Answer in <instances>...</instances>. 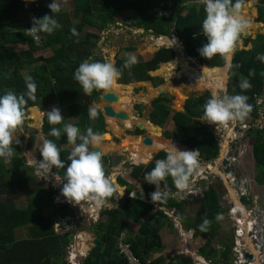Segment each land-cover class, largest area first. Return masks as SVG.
<instances>
[{"label": "trees", "instance_id": "trees-1", "mask_svg": "<svg viewBox=\"0 0 264 264\" xmlns=\"http://www.w3.org/2000/svg\"><path fill=\"white\" fill-rule=\"evenodd\" d=\"M69 1V0H60ZM75 4L74 19L80 24L75 27L68 15L63 13L62 7L58 13H54V18L61 27L54 30L52 34L39 33L41 44L37 45L32 36L27 34L29 26L24 21L28 17L24 11V0H0V96L6 90L13 91L16 95L27 92V72L28 78L37 85L36 100H27L25 105V119L28 111L39 108L41 113H47L54 107L64 109L69 116L61 124L50 125L47 115L42 128L45 139L56 143L61 153V159L65 163V168L52 169V174L57 172L61 178L65 175V170L70 164L67 157L71 150L67 143V136L63 132L65 124H72L80 130V134H86V130L91 127L94 133L107 134L106 122L101 111L97 110V117L91 119L88 115L89 107H93L99 100L103 91H96L90 95L83 93L81 85L74 79V73L79 65L88 60L89 62H104L102 58H93L94 50L98 47L100 37L87 33L84 38L73 36L71 29L75 28L78 35L86 28L94 29L100 33L107 31L116 23V19L125 16L126 13L135 12L137 20L133 28L143 31L144 34L171 37L173 35L179 39L183 47L186 48V56L192 59L202 68H214L221 71L225 65L222 57L214 56L208 60L202 57L199 49L207 43V38L202 34V21L205 18L204 4H198L196 0H72ZM246 0H242V4ZM236 0H233L235 3ZM39 4V10L35 12V18H43L45 15H53L48 5L49 0H32V4ZM169 14V16L166 15ZM264 24V8H259V17L256 20ZM195 37V38H194ZM252 43L250 51H239L234 55L230 69V80L227 95L234 96L242 94L248 97V104L251 105L249 117L254 120L260 118L257 100L264 101V35H258L255 39L246 37L244 46ZM16 48L19 49L17 52ZM52 51L49 58H37L36 55L46 51ZM159 50V49H158ZM147 62L134 64L130 69L124 67L125 61H117L115 67L121 71L120 85L117 87H130L137 83H150L153 88H159L165 82L163 79L155 78L151 74L157 72L160 66L172 63L176 58V51L172 48H162ZM177 61V60H176ZM174 62L168 68L178 67L179 63ZM162 69V68H161ZM254 73V75H250ZM242 79H247L251 87L241 90L239 87ZM211 96L205 95L197 99L187 101L184 109L185 113H177L171 109L170 99L160 97L152 103V111L149 122L163 129L171 120L173 127L180 131L182 140L178 143L186 150L197 151L198 158L205 163H211L220 153V146L213 133L206 130L201 124L203 106ZM27 99V97H26ZM54 106V107H53ZM142 106H136V111L140 114ZM31 111V110H30ZM116 135L120 128L112 125ZM149 126V125H148ZM53 127L61 130V137H51L49 132ZM152 130H157L152 128ZM25 130V133L23 131ZM159 130V129H158ZM30 130L21 127L14 134H19L17 144H11L13 156L10 163H4V158H0V264H65L64 256L66 248L73 243L74 232H57L55 228L56 219L74 217V211L69 205H61L53 215H45L42 211L44 206L53 202L56 195L54 191H47L41 188L39 181H36L25 171L29 170L20 157L24 151L26 135ZM161 130L157 131L161 137ZM38 133L33 131V134ZM31 134L28 140V151H32L35 145L34 135ZM143 132L136 130L134 136H140ZM248 137L253 139L252 155L255 168L258 170L257 182L264 185V129H253ZM166 140H172L170 134L165 133ZM81 141L77 139V143ZM169 145H172L168 142ZM184 148V149H185ZM90 150L92 147L90 146ZM125 153V152H123ZM166 153H159L147 166H130V178L139 183L147 193L156 190L155 185L146 183L145 174L150 172L155 162L165 159ZM104 167L108 170L113 167L112 156L102 157ZM112 165V166H111ZM24 170V171H23ZM32 170V169H30ZM194 174V171H193ZM190 178L192 181L193 178ZM22 175V176H21ZM113 181V180H112ZM115 182V181H114ZM118 185L129 189V184L118 179ZM167 186L168 197L164 201L163 207L172 211L185 214L183 217L187 229H195L197 234L204 237L216 231L220 233L217 217H222L226 211L220 207L218 195L213 190L192 192L187 194L181 202L170 198L177 192L173 179L169 176L161 182V188ZM118 188L120 194L123 189ZM131 193V192H130ZM116 192L107 203H115ZM18 200L27 203V207L18 206ZM40 200V201H39ZM119 210L101 211L100 216L106 217L104 222L90 225L89 231L93 233L99 245L94 247L82 264H128L118 251V239L127 228L130 221L138 226L139 236L135 240L128 239L132 250L144 263L148 262L151 254L163 251L162 238L159 234V226H156L160 218L167 219L165 213L156 210L153 214V206L129 198L126 195ZM197 207L194 218L189 217V208ZM207 217L210 222L216 223L213 230H200L203 219ZM28 228L27 239L19 240L17 231L20 228ZM211 235V236H216ZM203 257H209V253L202 251ZM225 257L227 254L224 255ZM187 260V261H186ZM185 264H193V260L187 258ZM150 264H160L150 261Z\"/></svg>", "mask_w": 264, "mask_h": 264}, {"label": "rangeland", "instance_id": "rangeland-1", "mask_svg": "<svg viewBox=\"0 0 264 264\" xmlns=\"http://www.w3.org/2000/svg\"><path fill=\"white\" fill-rule=\"evenodd\" d=\"M53 0H49V3H52ZM196 2L198 4H200V0H196ZM57 3L60 5V7H62L63 12L66 13L68 15V19L72 22L73 21V25L75 27H77V25L80 24L79 21H75L74 16H73V7H74V3L73 1L70 2H63L60 0H57ZM242 5H245V7H241L240 8V15L249 22L250 27L248 29H246L244 32H249L251 35L249 37L251 38H255V36L257 37L258 35H264V27H257L255 25V22H257V18L259 17V8H264V0H246ZM258 10V11H257ZM167 16H169L168 13H166ZM120 23V27H116L114 26V28H110L107 31L110 32H104V33H98L95 32L93 29H88L86 28L84 30V32L81 35V38L85 37V34H87L88 32H92L93 34L96 33L98 34L99 37H104L105 39H101V41L98 44V47L94 50V56L93 58H102L105 62H112L114 65L116 64L117 61H125L127 59V54H134L136 57V63L135 64H139V63H143V62H147L151 59V57L157 52L158 49H160V47H162V44H160L161 46H159V44L157 43V40H155L153 38V36L151 34L146 35L144 34L143 31H137L135 28H133V24L134 22L137 20V14L135 12H129L126 13L125 16L120 17L119 19H117ZM75 21V22H74ZM26 23V20L24 21V24ZM255 26L254 29H252ZM261 32L259 34H257V32ZM244 32L241 33L239 40L237 42L236 45V51H241L243 50V46H244ZM160 43V42H159ZM164 43V42H163ZM158 44V45H157ZM253 44L250 43L248 45V47H252ZM182 44L180 45L179 48H175L176 51V57H177V61L179 63V66L176 67V69L174 70V68L172 67V70L170 68H165V66L168 65H162L160 67V69L156 72V74L152 75L155 78H160L164 80V84L162 86H160L159 88H153L151 86V84L147 83L146 85H142L141 83H137V84H132L129 85L130 89L133 90L132 92V97L134 98V102L133 105L128 107L126 109V113H130L133 114V116L139 120L141 126L144 127V131L143 134L140 135V139L142 141V138L145 137H150V135L155 136L156 138L160 139V140H166L164 138V134H170V136L173 138L171 140H168L172 145H177L179 142L181 141L182 138V134L180 131L176 130L173 125L171 120L165 125V127L162 129L161 132V137L159 135H155L153 132H148L146 128H149L148 125H150L149 123V116L150 113L152 111V102H153V97L155 96V92H150V90H156V89H165L166 93L164 95V97H167L170 99L171 102V109L175 112L178 111L180 112V109L182 107H184V103L187 101V99H197L198 97L201 96H205V94H208L207 92L208 87L206 84V80L203 79V82H199L200 83V90H197L196 84L197 80L195 78V75L193 74V71H196V73L199 76H204L206 75V71H203L204 69H202V67H199L198 65H196L194 62H192L191 60L188 59V57L184 54L183 50H182ZM17 52H19V49L16 48ZM53 53L50 50H46L43 51L39 54L36 55L37 58L42 57V58H49L52 57ZM176 61V62H177ZM195 64V65H194ZM164 67V68H162ZM162 68V69H161ZM185 68H189L190 71H185ZM222 69L219 72H214V73H209V80L208 83H210L211 86L214 85V83H212V81L215 78H223V74L225 76L226 79V83L224 85V90H223V94L226 93V89H227V93H228V88L230 83H228L227 80V72H224V67L220 68ZM25 76L28 79V75L27 72H25ZM201 79V78H200ZM216 80V79H215ZM214 80V81H215ZM121 81L118 80L117 81V85H120ZM121 86V85H120ZM148 86V87H147ZM115 87V86H114ZM113 87V89H114ZM127 87V86H124ZM122 88V87H115L117 89H126V88ZM205 87V90L204 88ZM128 88V87H127ZM215 90V92H217L218 94L221 93L219 86L213 87ZM211 92V91H210ZM102 95V94H101ZM86 98V95H85ZM179 98H183L182 101L179 100ZM136 99V100H135ZM147 100V101H146ZM118 104H114V108L118 107ZM106 106L105 103L99 98V100L94 104V106L92 108H95L96 111H102L103 107ZM136 106H142L143 110L142 112L139 114L136 111ZM257 107L259 109V113H261L262 115H264V106H263V100L259 99L257 100ZM61 111V114L63 116H69V114L64 110V109H59ZM125 110H123L122 112H124ZM49 112V111H48ZM46 115V113H44ZM44 114H40L36 109H33L31 111H28V116L26 119H24V123L21 127H27L30 131L27 133L26 135V142L24 145V151L20 154V157L22 158L23 162L26 164V160L28 159H34V160H42V156L40 155V149L42 148L43 145V141L41 138H44V136L41 135V121L43 118H45ZM41 115V116H40ZM41 118V119H40ZM30 119H33L32 121ZM109 121H114L116 123V125L122 130V133L119 135H116L115 133V129L112 126V124ZM36 122V123H35ZM38 122V123H37ZM107 123V128H106V135L110 136V139H104L101 142V147H109L111 150L110 152H106L107 154H105L106 156H112V164L113 167L111 169H109V174L107 176H109L113 181H117L118 182V178H121L122 180L126 181L129 184V190L131 191L132 189L135 190L137 188H141L139 183H135L131 178H130V164H135V165H139V163L137 164L136 161L129 160L128 154L126 151L124 150V143H122V141L126 142L128 139H130L129 137H131L130 135H133L134 132L137 130V124L135 126H133L132 129L130 130H126L124 129L125 124L123 122H118L117 120L114 119H107L106 121ZM29 125V126H27ZM258 128L260 129L262 127H264V119L261 118L260 119V123L258 124ZM151 129V128H150ZM33 131H37L38 133L33 134ZM23 133H25V130L23 131ZM33 134L34 138H35V145L32 151H28V140H29V136ZM84 135V134H83ZM134 136V135H133ZM106 137V136H105ZM20 138L19 134H14L13 138H12V144H17L18 140ZM152 138V137H151ZM167 141V140H166ZM165 141V142H166ZM168 143V142H167ZM252 144H253V139L251 137H249L247 140H243L242 144L240 146V151L238 154V162L239 164L242 166V170L245 174H247L250 178H255L258 176V170L255 168V162H254V158L252 155ZM171 145V146H172ZM114 146L113 149H111V147ZM69 147V148H68ZM66 148L71 149L74 146L70 145ZM120 148V149H119ZM123 148V149H122ZM181 148V147H179ZM184 151H188L184 148H181ZM224 149V148H223ZM228 146H227V150H228ZM118 150V151H117ZM125 152V153H123ZM163 150L159 149V151H155L154 153L148 154L145 158V160H143L144 162L146 160H150L148 158L149 155H152V160L149 161L146 165H149L153 160L154 157L157 156L159 153H162ZM165 153H167L166 151H164ZM227 151H223L221 150V155L219 157L218 161H221L225 155H226ZM225 153V154H224ZM14 154V153H13ZM144 166V164H142ZM141 165V166H142ZM210 164H205V162H203L202 160H200L197 156V163L194 166V168H196L194 170V174H193V178L195 177L196 174H198L199 172H206L208 171V167ZM112 166V165H111ZM26 167L28 168L29 166L26 165ZM32 170H27L25 171L26 173L28 172L30 174V176L32 178H34L36 181H39V184H41V188L43 190H47V191H54L56 192V195H59V183H57L55 181L54 178L49 177L47 178V180L43 179V177L37 176L35 174V168L34 167H29ZM108 170V167L105 166L104 167V171ZM213 170L215 172H218L216 168L213 167ZM24 171V170H23ZM204 174L202 179L207 180V182H212L215 178L208 176L207 174ZM220 173V172H219ZM22 176V175H21ZM192 178V179H193ZM45 180V182H44ZM112 181V182H113ZM191 182V181H190ZM207 182H200V185L203 188H205V183ZM133 185V186H131ZM191 188L188 187V191ZM184 190V189H183ZM118 191V190H117ZM195 191V188H194ZM119 192V191H118ZM141 191H135L132 192L130 195L136 199V194L140 193ZM153 193V192H152ZM149 193L147 195V199H145V202L150 204L151 206H153V211H151L150 214H153L156 210H164L163 207V203L161 202H157L154 203L152 201L151 198V194ZM252 193H255V195H260L263 199L264 202V186L263 187H256L254 186ZM120 197H122L124 199V191L122 194H120V192L118 193ZM128 194V193H127ZM232 200L236 201L237 197H236V193L234 191H230ZM56 195L54 198H56ZM181 195V194H180ZM187 194L186 193H182L181 196H177L175 195L174 197L177 199L176 201H178L180 198H186ZM63 195L60 194L59 195V199L62 198ZM144 197V196H143ZM67 199V198H66ZM40 201V200H39ZM83 205H87V210L88 212H90L91 208L93 205L87 201H83L82 202ZM27 203H23L22 200L19 201L18 200V206L21 208H25L27 206ZM60 206V203H59ZM56 203L52 202L49 203L48 205L44 206V210L42 211L45 215H53L54 212L57 210V208L59 207ZM117 205L114 206H103V207H99L96 208L93 206V210L90 212V214H88L87 212L83 214V221L81 224L76 225L73 222H70L71 220H69V222L67 223V225L64 227H60V225L62 224L61 219H56L55 216H53V220L56 222L55 223V228L56 231H62L65 230L64 232H74L76 231L73 237V244H75L76 246L79 244V248H81L83 245H85L87 247V241H90L92 238V233H89V227L90 225L96 224L98 222H103L106 220V217L101 214V211H105V210H118ZM77 214H81L79 211V208L75 209ZM196 210L197 207H190L189 208V217L190 218H194L195 214H196ZM185 214H181L179 213L178 216L179 218L182 220L183 216ZM75 217V216H74ZM227 219V225L225 227H222V225L220 226V233L217 235V237H215L214 240L209 239L208 243L209 245L213 248V250L217 253H213L212 257L210 259H207L208 263L210 264H220V262H223L220 259V254L222 253L224 246L225 245H229L230 248L232 247V232L230 230L231 225H228V218L227 215L223 216ZM176 219V218H175ZM159 222L162 223V229H160V235L162 237V240L165 243V256L170 260L171 258L175 257L176 255H180V252L182 250L185 249L187 242H189L188 246H187V250L189 252H195V251H199V249L201 248V245L204 246L205 243H201L199 245L196 244L195 240L196 237L193 236V238H188L189 235H192L191 233H186L188 235L182 236V233L179 232V230H181L178 227V230L175 227V223L173 225V223L171 222H164L163 218L159 219ZM175 222V221H174ZM216 223L214 222H210L209 225L207 227H211L213 228V230L216 228L215 226ZM167 225V229H163V226ZM160 226V225H159ZM126 231L124 232L126 235V238H132L135 235L138 234L137 230H138V226L130 221L127 222V226H126ZM200 227V226H199ZM228 228V230H227ZM210 229V228H207ZM187 230V227H186ZM24 231H27L28 233V228L27 227H23L18 229L17 231V236L18 239H21L22 237L25 236L26 233H24ZM63 232V231H62ZM204 232V231H203ZM205 232H207L205 230ZM175 238L178 237L179 238V242H169L172 241L171 239L174 237ZM177 235V236H176ZM211 235H216V231H212ZM28 236V234H27ZM82 239L83 243L80 242V238ZM212 238L214 236H211ZM170 238V240L168 241V239ZM96 240V239H95ZM181 242L183 244H185V246L182 244L181 246ZM224 242V244L222 243ZM87 251H88V247H87ZM86 251V252H87ZM85 252V253H86ZM171 255L173 257H171ZM162 256H163V252H162ZM183 257H178L179 260H181ZM151 260V259H150ZM233 259L231 261L230 264H232ZM202 264H204V262H202Z\"/></svg>", "mask_w": 264, "mask_h": 264}, {"label": "clouds", "instance_id": "clouds-1", "mask_svg": "<svg viewBox=\"0 0 264 264\" xmlns=\"http://www.w3.org/2000/svg\"><path fill=\"white\" fill-rule=\"evenodd\" d=\"M200 2L205 6V18L202 21L201 30L207 38V43L199 49V53L208 60L217 55L222 57L225 62L224 72H227L233 67L231 63L233 53L241 33L250 27L249 22L240 15L242 0H236L235 3H233V0H200ZM48 7L53 15L33 18L32 27L26 30L36 41L40 39L39 33L50 35L54 30L61 27L54 18V13L60 11L57 0H53ZM71 32L73 36H78L75 28L71 29ZM260 59L264 60V56H261ZM136 62L134 54H127L124 67L130 69ZM121 75V71L112 62H89L85 60L75 71L74 79L81 85L83 93L87 96L93 90L108 92L116 85ZM250 75H254V73H250ZM26 87L27 92L19 96L11 90H6L5 94L0 96V158H4L6 164L11 162L13 156V149L11 148L13 135L24 123L27 100H36L37 85L32 82L31 78H28ZM239 87L241 90H247L251 87V84L247 79H242ZM247 101L248 97L242 94L227 95V89L223 96L213 91L211 97L203 106L202 126L204 127L203 121L212 125L225 126L229 122L243 121L249 117L248 115L252 110ZM46 115L50 125H58L64 121L58 108L54 107ZM88 115L91 119H95L98 113L95 108L89 107ZM63 132L67 136V143L74 147L67 157L70 164L65 170L64 177L61 178L58 172L54 175L57 183L67 181L63 184V189L58 190V193H62L72 204L87 201L97 208L105 206L109 198L117 191V186L105 174L102 154L96 150L105 139V134L94 133L93 129L89 127L86 134L82 135L78 127L70 123L64 125ZM48 135L60 138L61 130L53 127ZM214 137L216 139L215 135ZM77 139L81 142L77 143ZM90 146L92 150H90ZM40 155L42 160L37 161L27 158L25 164L34 167L37 176L47 179L49 174H52L53 168H65L60 150L52 140H43ZM197 156L198 150L180 151L173 145L167 151L165 159L155 162L154 168L145 174L146 183L156 187V190L151 194L154 203H163L168 197L167 186L164 185L162 190L161 182L169 176L173 179L177 189L183 190L189 187L190 178L197 163ZM147 162L145 161V163ZM144 166L147 165L144 164ZM69 206L72 208V205ZM72 209L76 211L74 208ZM86 210L85 213L90 214L91 211ZM219 218L218 216L217 219ZM209 223L210 221L205 217L200 225V230L205 231Z\"/></svg>", "mask_w": 264, "mask_h": 264}, {"label": "built area", "instance_id": "built-area-1", "mask_svg": "<svg viewBox=\"0 0 264 264\" xmlns=\"http://www.w3.org/2000/svg\"><path fill=\"white\" fill-rule=\"evenodd\" d=\"M39 7L40 6L38 3H34L33 5L32 0H24V11L25 15L28 17V21L26 23L27 26H29V29L32 27V21L33 18H35V12L39 10ZM35 42L37 45H40L41 39L38 41L35 40ZM259 114L260 118L258 120L247 117L243 121H236L235 123L229 122L227 126L212 125L206 121H203L204 126H206L208 130L212 131L216 136V139L220 145V149L224 150V145L228 146L229 149L226 150V155L221 161L206 163L210 164L207 173L199 172L196 174L192 181L189 182V187L191 189L188 191L187 188L182 190V192L189 194L192 192L204 191L202 190L200 182H207V180L202 179L205 173L213 178H218V176L225 180L232 178L231 175L226 174L225 172L228 168H230V166L240 165L238 162L240 146L243 140H247L249 138L248 136L251 131L259 127L258 124L260 123V119H264V115L261 113ZM260 129H264V127ZM225 162H228V164L225 165ZM213 167L216 168L218 172H215ZM66 182L67 181H63L59 183L58 188L63 189V184ZM251 186L252 184L249 180H242L241 182L237 183L236 197L238 204L232 202L233 200L229 191L224 193V196L222 197L221 207L224 211H226V215L233 220L231 225L235 228L233 236L232 264H264V207L260 206V198L252 193ZM60 194L62 193H59V195ZM59 195H56V198H54V203H56L58 206L59 203L60 205H72V208L74 209L79 208L81 213L80 215L76 213L75 217L72 218L61 219L62 224L60 227H65L69 220H71L70 222H73L76 225L81 224L83 221L81 218L84 217L83 214L85 213L83 206H80L79 202H74V204H72V202H70L64 196L59 199ZM117 197L119 202L122 201V197L118 195ZM130 197L132 196L130 195ZM225 205H228L230 208L225 209ZM90 208L93 209L92 207ZM62 231L64 232L65 230ZM79 240L83 243L81 238ZM117 248L120 255L124 257L128 264L151 263L150 261L144 263L139 257L135 255L131 244L125 240V236L123 234L118 239ZM88 254V252L82 253L79 247L72 243L66 248V255L64 256L65 264H82L83 260L88 256ZM194 264L202 263L196 262Z\"/></svg>", "mask_w": 264, "mask_h": 264}, {"label": "crops", "instance_id": "crops-1", "mask_svg": "<svg viewBox=\"0 0 264 264\" xmlns=\"http://www.w3.org/2000/svg\"><path fill=\"white\" fill-rule=\"evenodd\" d=\"M70 1H72V0H69V1H66V2H70ZM64 2V1H63ZM74 8H75V4H74V7H73V16H74ZM64 13V12H63ZM66 14V13H65ZM119 19V18H118ZM73 22V21H72ZM75 22V21H74ZM117 25H118V27H120V23H119V21L116 19V23L113 25V26H111L110 28H114V26H116L117 27ZM109 28V29H110ZM108 29V30H109ZM94 30V29H93ZM95 32H98V31H96V30H94ZM106 32V31H105ZM107 32H110V31H107ZM88 33H92V32H88ZM98 33H100V32H98ZM102 33H104V32H102ZM259 33H261V32H257V34H259ZM95 35H97L98 36V34H96V33H94ZM78 36H80L81 37V34H79ZM255 38H256V36H255ZM254 38V39H255ZM101 39H105L104 37H100V41H101ZM253 39V38H252ZM99 41V42H100ZM99 42H98V44H99ZM158 42V41H157ZM244 42V41H243ZM158 45V44H157ZM252 47H250L249 49H251ZM105 62V61H104ZM107 62V61H106ZM116 65V64H115ZM199 66V65H198ZM161 67V66H160ZM162 68H164V67H162ZM166 68V67H165ZM168 68V67H167ZM176 68V67H175ZM203 69V68H202ZM207 69V68H206ZM172 70V69H171ZM186 70H184V72H185ZM214 72H217L216 70H214ZM214 72H207L206 73V75H204V76H199V75H197L196 73H194V75H195V78H196V80H197V83L198 84H196V87H197V90H200V83L199 82H202L203 84H204V82H203V79H205L206 80V84H207V87H208V90L209 91H211V92H213L215 89L213 88V87H215V85H218L219 86V88H220V91H221V93H220V95L222 96V94H223V90H224V85H225V83H226V79H225V76H224V74H223V78H220V79H218V78H215L213 81H212V83H214V85L213 86H211L210 84H208V80H209V76H208V74L209 73H214ZM199 74V73H198ZM152 75V74H151ZM201 78V79H200ZM150 84V83H149ZM121 86H123V85H121ZM151 86H152V84H151ZM198 86H200V87H198ZM115 87H117L116 85H115ZM148 87V86H147ZM153 87V86H152ZM123 88V87H122ZM124 88H126L127 89V87H124ZM129 88V87H128ZM204 88V90H205V87H203ZM133 91V90H132ZM155 92V90H150V92ZM103 93H104V91H103ZM102 93V94H103ZM121 99V98H120ZM122 100V99H121ZM126 100H129V99H125L124 100V102L126 101ZM179 100L180 101H182L183 100V98H179ZM123 101V100H122ZM126 104V103H125ZM54 107V106H53ZM56 108V107H55ZM33 109H36L41 115H42V113H41V111H40V109L39 108H33ZM30 111V110H29ZM125 113L127 112L126 110L124 111ZM127 115H128V117L130 118V119H133L134 121H136L137 123H140L141 124V121L139 122V120L138 119H136L134 116H133V114H130V113H126ZM40 115V116H41ZM62 115V114H61ZM43 116V115H42ZM62 117H63V119H66L67 118V116H63L62 115ZM41 119V118H40ZM44 119L45 118H43L42 119V121H41V125H42V127H41V135L43 136V134H42V128H43V123H44ZM31 121L33 120V119H30ZM34 121V120H33ZM106 122V121H105ZM36 123V122H35ZM38 123V122H37ZM136 123V124H137ZM135 124V125H136ZM140 124H137V125H140ZM134 125V126H135ZM27 126H29V125H27ZM149 126H151V125H149ZM151 127H153V126H151ZM133 128V127H132ZM132 128H130V129H132ZM129 129V128H128ZM147 129V131L148 132H153L152 131V129H150V128H146ZM154 133V132H153ZM155 134V133H154ZM83 135V134H82ZM155 135H158V133L157 134H155ZM150 137H155V136H153V135H150ZM130 138V137H129ZM156 138V137H155ZM42 139V141L44 140V138H41ZM130 139H132V138H130ZM164 141H166V140H164ZM166 142H169V141H166ZM175 146H177V145H175ZM68 147V146H67ZM99 147V146H98ZM177 147H180V145L178 144V146ZM69 148V147H68ZM100 148H101V145H100ZM185 148V147H184ZM102 149V148H101ZM70 150H72V148L70 149ZM167 154V153H166ZM220 155H221V151H220V153H219V156L217 157V159H215L214 161H217L218 159H219V157H220ZM141 164H143V163H141ZM25 165V164H24ZM26 166V165H25ZM30 169V168H29ZM33 169V168H32ZM196 168H194V170H195ZM112 180V179H111ZM135 182V181H134ZM135 183H137V182H135ZM116 186H117V190L119 191V189L118 188H122V187H120L119 185H118V182L116 181V184H115ZM131 186H133V185H131ZM141 186V185H140ZM123 189V191L125 192L126 190H129V189H127V188H122ZM163 190V189H162ZM118 191H116V196H115V203H113V204H110V203H106V206H116L117 205V207H118V210L122 207L121 205H120V203L122 202V201H120L119 202V200H118V197H117V195L119 196V192ZM135 191H141L142 193H143V196L145 195V199H147L146 197H147V193L142 189V187L140 188H137V189H135V190H131V192H135ZM140 192V193H141ZM182 190H180V189H178L177 190V192L175 193V194H173V196L172 195H170V198L171 199H173V200H177L174 196L175 195H177V196H181L182 195ZM181 194V195H180ZM254 195H255V193H253ZM124 195V194H123ZM258 197L260 198V202H259V204H260V206H263L264 207V202H263V200H261V199H263L260 195H258ZM185 198L183 197V198H180L179 200H178V202H181L182 200H184ZM218 199H219V201H220V207H221V205H222V199H220L219 197H218ZM82 202L83 201H81V202H79V205L80 206H83V208L84 209H87V205H83L82 204ZM143 203H146V202H143ZM236 204V203H235ZM93 205V204H92ZM94 206V205H93ZM93 206H92V208H93ZM95 207V206H94ZM116 207V208H117ZM97 208V207H96ZM164 210L165 211H163L164 213H165V215L167 216V219H164V222H172L173 223V225H174V223H175V227H176V229L178 230V227L181 229V230H179V232L180 233H182V236H184V234L185 235H188L189 233H191L192 235H189V237L188 238H193V236H195L196 237V240H195V242H196V244L197 245H199V244H201L202 242L203 243H205L204 244V246H202L201 245V248L199 249V251H195V252H189L188 250H187V246H188V244H189V242H187V245H186V247H185V249L184 250H182L181 252H180V255H176L175 257H173L172 255H171V257H173V258H171L170 260L165 256V250H164V248H165V243H164V241L162 240V243H163V256H162V252H160V253H153V254H151V256H150V258L148 259V261H152V262H158V263H160V264H185V260L187 259V258H189V259H191V260H193V264L194 263H196V262H198V263H202V262H204V264H210V263H208V261H207V259H210L211 257H212V255H213V253H217V252H215L214 250H213V248L209 245V243H208V240L209 239H212V240H214L215 239V237H217V235L215 236V237H211V235H209V237L208 236H206V237H204L202 234H197V232H196V230L195 229H193V230H189V229H187L186 230V225H185V222H184V220H186L184 217L182 218V220L179 218V216L177 215V211H172V210H170V209H165L164 208ZM103 211V210H102ZM226 214V213H225ZM190 216V215H189ZM176 218V219H175ZM227 218H228V216H227ZM175 221V222H174ZM232 219H229V222H228V225L230 224H232ZM104 222V221H103ZM160 225V226H159ZM162 223L161 222H159L158 221V223L156 224V226H159L158 228H160V229H162ZM227 225V222H224L223 221V224H222V227H225ZM168 227H167V225H164L163 226V229H167ZM160 229H159V234H161L160 233ZM126 231V229L124 230V232ZM138 232V231H137ZM24 233H26L25 234V236L24 237H22L21 239H19V240H23V239H27V231H24ZM89 233H91V232H89ZM186 233H188V234H186ZM123 235L125 236V240L126 241H128V238H126V235H125V233H123ZM139 236V233L137 234V235H135L134 237H132L130 240H135L137 237ZM161 236V235H160ZM177 236V235H176ZM233 236H234V233H233V235H232V247L230 248V246L227 244V245H225L224 244V242H222L225 246H224V249H223V251H222V253L220 254V259L223 261V262H220V264H230L231 263V261H232V259H233V251H232V249H233ZM91 240L90 241H87V247H88V249L91 247V246H93L92 244H93V241H94V239H96V237H95V235L92 233V236H91ZM162 238V237H161ZM170 240V238L168 239V241ZM172 241H169L170 243L171 242H175V240H176V242H179V238L178 237H176L175 238V235H174V237L171 239ZM182 242H181V246H182ZM184 246H185V244H183ZM77 246H79V244L77 245ZM202 251H204V252H207V253H209L210 252V254H209V257L206 259L205 257H203V254H202ZM90 253V252H89ZM225 254H227V256L225 257L224 255ZM178 257H183L181 260H179L178 259ZM151 259V260H150ZM187 261V260H186Z\"/></svg>", "mask_w": 264, "mask_h": 264}, {"label": "water", "instance_id": "water-1", "mask_svg": "<svg viewBox=\"0 0 264 264\" xmlns=\"http://www.w3.org/2000/svg\"><path fill=\"white\" fill-rule=\"evenodd\" d=\"M241 7H245V5H242ZM255 25L257 27H264V24L261 23V22H255ZM149 34H152V33H149ZM251 34L249 32H244V38L246 37H249ZM153 38L155 40H162L164 42V45L162 47H160V49L162 48H172L175 50V48H179L181 43L179 41L178 38H176V36L174 35V32H173V35L171 37H159V36H156L154 35ZM243 50L241 51H250L249 47H245L243 46L242 47ZM159 49V50H160ZM158 50V51H159ZM182 50L184 52V54L186 55V48L185 47H182ZM238 51H234L233 53V58H234V55L237 53ZM177 60V57L174 59V61L172 63H169L167 65H170V64H173L175 61ZM192 61V59H189ZM233 61V59H232ZM194 62V61H193ZM232 63V62H231ZM208 70H213L214 68H209V67H206ZM229 73H230V70H228V74H227V80H229ZM156 74L155 73H152V75ZM142 85H146L147 83H141ZM166 93V90L165 89H156L155 90V96L153 97V102H155L156 100H158L160 97L164 96ZM209 96H211L212 92L208 91L207 92ZM224 94H222L223 96ZM200 98V97H198ZM100 99L105 103L106 106L103 107V110L101 111L102 115H103V118L107 121V119H114V120H117L118 122H126L128 121L129 117L128 115L125 113V112H122V111H116L115 108H114V104H118L119 101H120V97L119 95L115 94L114 92H112L111 90H108V92H104L101 96H100ZM152 102V103H153ZM185 105V103H184ZM32 110V109H30ZM177 113H185V109L184 107H182L180 109V112L178 111H175ZM151 126H153L154 128H157L159 130H161L162 132V129L160 127H157V126H154L152 125L151 123H149ZM137 130L138 131H141L143 132L144 131V127L141 126V125H138L137 126ZM130 138L132 139H135V140H138L140 139V136H131ZM142 143L145 147H151L153 145V140L151 137H145V138H142ZM177 147V146H175ZM181 148H184L182 146H180ZM186 149V148H185ZM97 151H99L101 154H102V157H105L106 155L102 153L101 149L98 147V149H96ZM228 162H225V165H227ZM229 172V170L227 171ZM50 177L51 178H54V175L53 174H50ZM114 185L116 184V181L114 182ZM125 196V194H124ZM136 200L137 201H140V202H145V195L144 197L140 194V193H137L136 194ZM93 246H91L89 249H88V253L96 246L99 245V241L95 240L93 241Z\"/></svg>", "mask_w": 264, "mask_h": 264}, {"label": "bare ground", "instance_id": "bare-ground-1", "mask_svg": "<svg viewBox=\"0 0 264 264\" xmlns=\"http://www.w3.org/2000/svg\"><path fill=\"white\" fill-rule=\"evenodd\" d=\"M255 26L252 28L254 29ZM159 46H161L160 44H162V46L164 45L163 41L162 40H157ZM160 42V43H159ZM167 68V67H166ZM174 70L176 69L175 67H173ZM172 69V68H170ZM186 71H190L189 68H185ZM204 71L206 72H214V70H208V69H205ZM196 73V71H193V74ZM198 73V72H197ZM196 73V74H197ZM198 75V74H197ZM211 83V82H210ZM208 83V84H210ZM218 86V85H215V87ZM112 92H114L115 94L119 95V97L123 100L120 99L119 101V105L118 107H115V110L116 111H123V110H126L128 107L132 106L133 105V102H134V98L132 97V89L130 88H127V89H117L114 87V89H110ZM125 99H129V100H126L124 102ZM136 100V99H135ZM147 101V100H146ZM126 103V104H125ZM109 122H112L114 124H116L114 121H109ZM125 124L124 128L127 129V128H132L137 122L134 121L133 119H128V121L126 122H123ZM153 128V127H152ZM154 129V128H153ZM157 129V128H156ZM155 134H157L159 131L158 129L157 130H152ZM161 132V131H160ZM122 133V131L120 132V134ZM106 139H110V136L109 135H106L105 137ZM152 140H153V145L151 147H145L142 143L141 140H135V139H129L126 143H124V150L123 151H126L127 154H128V157H129V160H134L136 161V163L138 164H147L149 161L152 160V156H151V159L150 160H146L148 161L147 163H145L143 160H145L146 156L148 154H151V153H154L155 151H159V149L161 150H165L167 149L166 151L170 150L173 145H169L167 142L163 141V140H160L158 138H155V137H152ZM101 145V144H100ZM100 145H99V148H100ZM175 146V145H174ZM102 148V149H101ZM101 151L103 154H107L106 152H110L111 150L110 149V146L109 147H101ZM114 146L111 147V149H113ZM178 150L180 151H184L183 149L179 148V147H176ZM120 149V148H119ZM123 149V148H122ZM115 150V149H113ZM227 150V146L224 145V150L223 151H226ZM118 151V150H117ZM189 151V150H188ZM164 152V151H163ZM142 196H143V193L141 192L140 193ZM234 202L236 204H238V201L234 200ZM93 209H91L90 211H92ZM80 251L82 253H85L87 251V247L85 245H83L81 248H79Z\"/></svg>", "mask_w": 264, "mask_h": 264}, {"label": "flooded vegetation", "instance_id": "flooded-vegetation-1", "mask_svg": "<svg viewBox=\"0 0 264 264\" xmlns=\"http://www.w3.org/2000/svg\"><path fill=\"white\" fill-rule=\"evenodd\" d=\"M258 11V10H257ZM189 59V58H188ZM193 62V61H192ZM195 63V62H194ZM196 64V63H195ZM194 64V65H195ZM197 65V64H196ZM200 67V66H199ZM203 67V66H202ZM204 69V68H203ZM230 74V73H229ZM228 83H229V81H228ZM187 101H189V99H187ZM187 101L185 102V105H186V103H187ZM185 105H184V107H185ZM112 125L114 124V123H112V122H110ZM114 125H116V124H114ZM204 128L205 129H208L206 126H204ZM125 129V128H124ZM126 130H130V129H126ZM122 130L120 129L119 130V132H118V135L120 134V132H121ZM129 140V139H128ZM127 140V141H128ZM126 141V142H127ZM168 141V140H167ZM171 141H173V140H171ZM126 142H124V141H122V143H126ZM167 149H165V150H163V151H166ZM167 152V151H166ZM151 156L152 155H149L148 156V158L149 159H151ZM131 161V160H130ZM132 162V161H131ZM135 164H130V166H134ZM140 165V164H139ZM136 166H138V165H136ZM242 166L241 165H233V166H230V168H228L227 170H226V174H229V175H231L232 176V178L231 179H222L220 176H218V178H215L212 182H208L207 184H205V188H203L202 190H213L217 195H218V197L220 198V199H222V197L224 196V193H226V192H230V191H234L235 193H237V183L238 182H241L242 180H249L250 182H251V184H252V186H251V191L253 190V188H254V186H256V187H263L264 185H260L258 182H257V177H255L254 179L253 178H250L247 174H245L244 172H243V170H242V168H241ZM229 170V172H227ZM119 179V178H118ZM234 182H233V181ZM131 191H128V190H126L125 192H124V194H125V196L124 197H126V195H129V198H131V199H133V197H130V194L132 193H130ZM128 193V194H127ZM258 196V195H257ZM123 199V198H122ZM134 200H136V199H134ZM238 201V200H237ZM233 203H235L234 201H232ZM231 205H233V204H231ZM228 208H230L228 205H225V209H228ZM225 216H226V214H224ZM223 215V216H224ZM220 217L219 219H217V222H218V224H219V228H220V226L223 224V221L224 222H227V219L225 218V217ZM230 219V217L228 216V220ZM227 230H228V228H227ZM230 230H231V232H232V235H233V233H234V231H235V228L231 225V228H230Z\"/></svg>", "mask_w": 264, "mask_h": 264}]
</instances>
